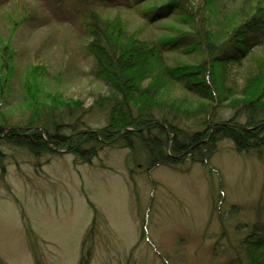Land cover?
<instances>
[{
    "label": "trees",
    "instance_id": "obj_1",
    "mask_svg": "<svg viewBox=\"0 0 264 264\" xmlns=\"http://www.w3.org/2000/svg\"><path fill=\"white\" fill-rule=\"evenodd\" d=\"M63 2L81 21L94 75L109 86L91 107L104 113L105 123L87 121L81 100L47 90L41 80L49 72L39 63L23 78L26 109L18 121L13 109L0 110V143L35 156L70 153L82 163L106 148H127L148 172L187 162L209 167L224 140L264 160V0ZM4 12L10 23L7 38L0 36L5 104L16 72L12 38L30 15ZM171 54L186 57L171 63ZM245 62L250 67L240 87L235 75ZM243 224L233 261L264 264V219ZM93 233L90 228L83 239L81 264L91 258ZM35 262L46 264L38 254Z\"/></svg>",
    "mask_w": 264,
    "mask_h": 264
},
{
    "label": "rangeland",
    "instance_id": "obj_2",
    "mask_svg": "<svg viewBox=\"0 0 264 264\" xmlns=\"http://www.w3.org/2000/svg\"><path fill=\"white\" fill-rule=\"evenodd\" d=\"M61 1L0 4L3 39L10 27L4 8L30 15L12 38L16 72L0 110L13 109L18 121L26 71L43 63L49 76L41 84L81 100L85 119L100 126L105 115L91 107L109 86L82 48L80 19ZM175 57L186 55L171 54V63ZM249 67L236 72L240 87ZM133 162L127 148L109 147L82 163L70 153L35 156L0 143V264H36L37 254L46 264H81L90 228L93 250L84 264H235L243 223L264 219V160L224 140L209 167L187 162L148 172Z\"/></svg>",
    "mask_w": 264,
    "mask_h": 264
}]
</instances>
